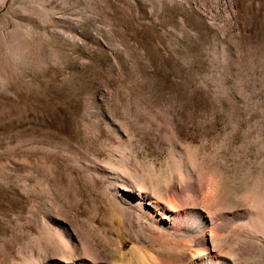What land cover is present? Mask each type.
<instances>
[{"label":"rangeland","instance_id":"1","mask_svg":"<svg viewBox=\"0 0 264 264\" xmlns=\"http://www.w3.org/2000/svg\"><path fill=\"white\" fill-rule=\"evenodd\" d=\"M122 183L264 264V0H0V264L171 250Z\"/></svg>","mask_w":264,"mask_h":264},{"label":"bare ground","instance_id":"2","mask_svg":"<svg viewBox=\"0 0 264 264\" xmlns=\"http://www.w3.org/2000/svg\"><path fill=\"white\" fill-rule=\"evenodd\" d=\"M213 189L214 188L212 186H210V188L208 189L210 195L212 191L214 192ZM116 192L121 198L119 200L126 204L128 208L132 209V211L134 210L136 212L135 216H142V221L150 225L151 230L153 227L159 229L158 232L156 231L157 236L153 235L151 236L152 238L148 240L153 239L156 240V242H159V244L167 246V248L171 247V250H160L159 248L153 250L146 247L145 243L147 239H144V245L133 243V245H131L132 247L130 248V251H132V253H137L136 258L138 261H140V264L238 263L232 254H222L214 248L213 242L215 238L222 235V233L226 230L227 223L230 224V222L226 223V220H222V217L220 218V216L215 215V217H209V214L207 215L200 206H196L195 204L189 206L187 205V207L183 208L181 206L179 207L173 202L172 199L162 200L152 193L143 191L140 187L126 185V183L118 184L116 186ZM207 199L209 198L206 197L205 200ZM200 204L201 203H199V205ZM245 208L244 210L239 209L234 210L231 213L229 212L226 217L229 218L231 222H234L241 217H252V211L248 208ZM137 218L138 217H136V219ZM250 220H252V218L249 219V221ZM244 222L246 223L247 220ZM235 224L237 223L235 222ZM81 251L82 250L77 251V254L68 259L52 257L50 258L52 260L51 264H135L134 262L129 261L130 259L127 262L119 263L109 260L98 261V259L95 260L96 257L95 259H93L94 254L96 255L97 252H92V258V256H89L87 252H83L84 254H82ZM119 252L122 253L121 248L119 249Z\"/></svg>","mask_w":264,"mask_h":264}]
</instances>
